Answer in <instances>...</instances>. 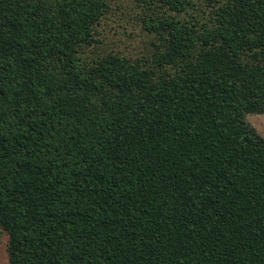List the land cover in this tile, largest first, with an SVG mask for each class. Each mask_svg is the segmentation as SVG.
I'll use <instances>...</instances> for the list:
<instances>
[{
    "label": "trees",
    "instance_id": "16d2710c",
    "mask_svg": "<svg viewBox=\"0 0 264 264\" xmlns=\"http://www.w3.org/2000/svg\"><path fill=\"white\" fill-rule=\"evenodd\" d=\"M0 0V243L11 264H264V0Z\"/></svg>",
    "mask_w": 264,
    "mask_h": 264
},
{
    "label": "rangeland",
    "instance_id": "374dc122",
    "mask_svg": "<svg viewBox=\"0 0 264 264\" xmlns=\"http://www.w3.org/2000/svg\"><path fill=\"white\" fill-rule=\"evenodd\" d=\"M147 9L137 0H116L108 15L98 26L106 38L99 46V51H116L128 56H148L152 46V36L145 29L140 16ZM248 120L264 135V113L248 114ZM9 236L2 233L0 243V264H11L8 256Z\"/></svg>",
    "mask_w": 264,
    "mask_h": 264
}]
</instances>
